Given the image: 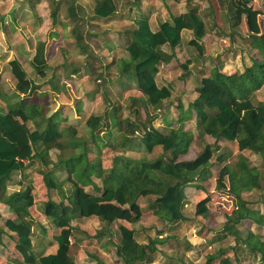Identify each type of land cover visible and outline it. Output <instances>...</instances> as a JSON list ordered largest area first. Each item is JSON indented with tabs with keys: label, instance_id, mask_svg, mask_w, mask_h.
I'll list each match as a JSON object with an SVG mask.
<instances>
[{
	"label": "trees",
	"instance_id": "1",
	"mask_svg": "<svg viewBox=\"0 0 264 264\" xmlns=\"http://www.w3.org/2000/svg\"><path fill=\"white\" fill-rule=\"evenodd\" d=\"M61 1L67 6L72 0H50L53 20ZM119 2L92 0L91 11L98 19L109 20L116 14ZM163 2L167 11L158 22L156 30L150 28L149 16L143 13L140 0H126L122 3L121 16L130 20L134 27L127 31L129 39L125 50L129 59L119 58L115 61L117 70L128 78L132 77L145 95L147 102L144 106H150L155 111L172 93L169 85L160 86L156 81L161 63L169 60L165 47L173 49L178 46L182 38L181 31L188 29L192 31L188 44L203 54L202 38L206 33L204 20L196 5H190L182 12L177 0ZM223 2L231 29L229 36H240L242 33L237 8L230 0ZM249 2L250 0H244L250 10L252 7ZM67 11L70 15L75 9L71 7ZM71 24L73 32L78 29L76 23ZM241 36L247 42L248 50L252 51L251 65L233 74L223 71L217 65L201 70L200 83L196 87L197 97L190 106L194 110L199 135L206 143L193 158H183L190 147L192 133L184 128L182 122L179 129L164 131L148 118L147 123L138 131V149L141 155L132 158L115 154L110 167L102 169L100 163L96 166L90 158L91 146H95L100 140L97 132L103 119L101 115L78 111L87 136L90 139L92 137L93 143L89 146L85 137L74 136V127H62L56 113L44 115L36 104L26 107L22 103L23 99L16 100L14 106L8 104L5 111H0V203L11 210L16 218H6L0 210V246L4 250L12 248V256L25 264H34L36 261L41 264H76L69 252L70 237L75 228L73 222L86 217L79 197V192L83 191L89 194L90 205L107 221V225H116L114 239L110 232L102 230L95 236L106 232L116 257L123 264H151L154 261L155 244L161 242L157 238H149L148 243L139 241L134 225L128 223L131 213L139 209V201L148 196L152 198L148 200L147 206L151 214L162 222V227L172 223L167 228L169 233L165 240H179L186 250L191 249V242L170 234V229L176 228L186 218L183 208L187 186L206 178L207 173L213 172L212 167L217 162L223 165L219 170L215 169L218 171L216 186L232 195L233 202L232 209L225 212V221L215 231L218 236L214 239L221 241L232 234L234 244L226 247L217 244L212 252L205 255L203 264H232V260L240 263L245 257L264 264V211L256 206L260 204L264 207V99L253 102L255 93L264 88V30L259 33L248 31ZM75 41L85 51L78 33ZM45 47V41L36 43L35 52L30 59L33 68L30 76L17 59L9 60L11 73L20 83L18 92H29L30 88L36 89L51 82L53 76L50 74L51 67L46 62ZM183 66L186 67V64ZM12 97L16 98V92ZM78 104L79 102L76 106ZM28 121L33 128L28 126ZM220 139L235 147L233 152L236 158L233 161L226 160L228 154L224 152L215 157V162L212 160L217 147L215 144ZM156 148L158 152L153 155ZM51 149H57L59 153L54 168L41 172L43 182L47 189L57 190L61 198L66 199L70 211L65 213L59 203L51 199L45 200L41 210L51 221L50 228H46L30 212L36 202L30 185L29 169L33 160H40L45 166L52 163L48 154ZM243 151L260 157L261 170L250 163ZM223 168L226 171L227 186L220 178ZM89 172V177L95 176L101 180L100 185L80 181L88 177ZM67 183L71 187L69 190L64 187ZM12 184H18V189L8 191ZM87 186L98 191L89 192L85 190ZM252 189L260 190L257 203L243 197V193ZM208 211L204 210L203 215H211ZM198 215L201 214H196L194 221L200 220ZM245 221L252 222L256 231L244 228ZM33 225H38L43 235L51 233L46 246L39 240L38 250L33 243ZM160 232L161 230L157 231V234H161ZM45 247H50L51 251L46 252ZM230 251L232 256L228 254ZM170 257L182 259L181 256Z\"/></svg>",
	"mask_w": 264,
	"mask_h": 264
},
{
	"label": "rangeland",
	"instance_id": "2",
	"mask_svg": "<svg viewBox=\"0 0 264 264\" xmlns=\"http://www.w3.org/2000/svg\"><path fill=\"white\" fill-rule=\"evenodd\" d=\"M87 1L90 7L89 10L91 11V6L93 4L92 0ZM184 1L185 3L182 5L184 9L193 4H197L204 8L199 10V15L205 20L207 30L212 33L216 32V36H212L211 39L208 37L202 38V42L203 39L205 40V42L202 43L204 46L203 54H200L194 46L188 44V37L189 39L192 37L191 30H182V38L180 44L176 46V52V47L173 49L165 47L166 54H168L167 56L169 57L168 62H173L175 53L178 54V61L173 62L170 66L164 65V67L160 68V72L157 75V84L160 86L163 84L169 85L172 91L171 96L162 103L158 110L155 111L150 106L147 108L144 106L147 102L146 97L137 87L134 79L121 74L115 66V61L119 58L127 59L128 54L125 50V44L129 39V34L127 32L119 34L117 31L114 33V30L110 29L109 31L106 30L99 38L94 39L97 36L89 37L83 33L86 26L77 24L78 34L82 35V45L85 46V51H82L78 42L75 41L74 35L75 33L77 34V30L73 33V27L71 31L70 28L68 30V33H70L68 38L50 41L49 43H52V45L49 48L47 61L51 67L50 74L53 78L50 83L37 88V91L36 89L33 90L30 88L31 90L29 89V92H18L17 87L20 89V83L13 77L9 65H6V67H8V74H4V89L2 88L0 91L1 94L3 93V96L0 95V111H5L10 102L14 103L18 99L21 101L23 99L22 103L25 106L28 105L27 103L36 104L44 115L48 116L50 113L55 112L58 106V99L56 100V98L50 96L49 91L52 87V81L57 78L58 81L55 80V82L57 81L58 84L63 81L61 85L63 87L60 89V91L64 93L63 98L67 96L68 101L73 105V110L69 114L58 119L62 127L67 125L74 127L76 129L74 136L85 137L90 146L93 143L92 137L90 139L89 136H87L85 124L77 115L78 111H85L86 113L101 115L103 117L97 132L100 140L95 143V146H91L92 151L90 158L94 161L96 166L100 163L102 169L109 168L115 154H124L132 158L139 157L141 155V151L138 149L139 132L142 125L147 123L146 119L148 118H151L152 123L157 128L164 131H168L170 128L179 129L180 122H182L184 128L192 132L189 151L183 158H193L198 151H201L206 143L199 135L196 118L194 117L195 119H191L195 114L190 106L192 100L197 97L195 88L200 83V77L202 75L201 70L206 67L217 65L220 69L233 74L237 71H242L245 66L251 65L252 51L248 50L247 42L245 43V41H243L241 35L248 31L259 33L264 30V8L261 4H257L256 0H250L249 4L252 7L250 10L246 3L244 4V0H230V2L236 6L239 13L240 33H242L240 36L232 34L231 37L229 36V34H231V29L229 27L225 2H223V0ZM248 1L249 0H246V2ZM157 2L160 8L164 6L162 4L163 2ZM237 2H239V5H237ZM151 7H153V5H151ZM60 11H64V9H60ZM90 14L94 16L92 11ZM157 14L158 9L157 12L152 13V19H154ZM161 16L162 15H158L156 19L160 21L163 18ZM153 23L151 22V27L156 29L157 23L155 25ZM126 24L130 29L134 27L130 22ZM63 27L67 28L68 26L64 24ZM122 28H125V26ZM186 31L190 32V36ZM234 46H237V48L235 49ZM12 58L17 59L22 64L29 76L32 74L33 68L30 63V57L18 58L17 56H13ZM185 64L186 67L183 66ZM27 82L29 81L27 80ZM26 84L28 85V83ZM263 91L264 88L255 93L256 95L253 97L254 103L264 99ZM14 92H16L15 99L11 97V95H14ZM20 94H22V97ZM32 97H35L36 100L33 101L34 98ZM78 102L79 104L76 106ZM12 106H14V104ZM27 124L30 128H33L31 122L28 121ZM208 140L211 142L214 141L213 139ZM215 145H217V147L214 149L212 156L214 162L215 157L222 152L228 154L226 160L230 162L236 158L233 152V150L235 151L233 145L222 139L218 140ZM122 147L124 148L122 149ZM157 152L158 149L156 148L153 155L157 154ZM58 153L57 149L49 150L48 154L52 163L45 166L40 160H33L30 163L29 169L30 182H32L33 186L34 202H36L35 206L30 208V211L34 219L46 228L49 225L50 219L47 220L41 210L45 200L50 198L62 205L65 213L70 211V206L66 199H62L57 190L46 188L41 174L42 171L54 168V162L57 160ZM243 153L250 159V163L256 165L261 170L259 156L249 151H243ZM215 163V167L213 166L212 170L214 169L213 172L217 174L215 169L219 170L223 163ZM90 173L91 172L88 173V177L86 176L80 181L99 184L101 180L95 176H92V178L89 177ZM220 173V178L227 186L225 168L221 169ZM216 183V180L212 181V184H207L205 189L196 188L195 186L190 187L183 208L186 218L181 221L180 224H177L176 228L170 229V234L180 236L189 242L193 241L195 248L193 251H190V249L186 250L179 240H165L168 235L167 228L172 225V223H167V225H164L165 227H162V222L151 214L147 204L152 196H148L139 201V209L135 211V213H131V216L128 218V223L134 225L139 241L148 243L149 238H157L161 241L155 244L156 251L153 254L154 261L151 264H203L205 255L208 252H212L213 249L218 246L217 244L220 243L224 247L234 244L232 234L221 239V241H217V244L214 245H212V242L215 240L214 238L218 236L217 233H210L209 237L205 238L206 241L202 239V237L208 234L207 229H219L225 221V212L232 209V195L225 193L221 187L216 186ZM14 186L15 184L10 185L9 189L16 188ZM64 187L66 190H69V188L71 189L69 183L65 184ZM206 189L208 190V194L206 193ZM210 189L213 190L212 193H210ZM85 190L94 193L98 191V189L95 191L92 187L88 186L85 187ZM201 190L203 192H201ZM79 194L82 210L86 214V217L78 218L73 222L75 228L73 229V235L70 237L71 246L69 252L71 257H73L77 264H99L98 261L101 262L100 264H123L122 261L116 257L114 247L106 233L110 232L112 234L111 238L114 239L116 236V225L114 223L110 226L107 225V221L90 205L88 200L89 194H85L83 191L79 192ZM203 195L206 198H204ZM259 196L260 190L258 189H252L250 192L243 193V197L255 203H257ZM256 206L264 211L262 205L256 204ZM208 209L212 211L211 215H203L204 210ZM195 214H201L198 215L200 220L194 221L193 216ZM13 218L16 217L14 216ZM205 223L207 225H205ZM243 227L252 228L256 231V226L254 227L253 223L250 221H245ZM32 230V238L37 248L36 250H38L40 246L37 244L39 240L46 246L48 243L47 241L51 237V233L43 235L38 225H33ZM99 230L106 232L101 234L98 233L99 235L96 237L95 235ZM159 230H161V234L158 235L157 231ZM210 240H212L211 243ZM11 249L12 248L7 249L6 253H0V264H6V260H16L15 256L11 254ZM48 250L51 251L50 247H45V251L47 252ZM228 254L232 256L231 251ZM171 255L177 257L181 256L184 261L181 262L179 260L182 259L176 260L171 258ZM94 257L99 260L97 261ZM242 258L244 257L242 256ZM14 262L15 261H11L9 263L13 264ZM35 264L41 263L37 261ZM232 264L260 263L257 260H248L245 257L240 263L232 260Z\"/></svg>",
	"mask_w": 264,
	"mask_h": 264
},
{
	"label": "crops",
	"instance_id": "3",
	"mask_svg": "<svg viewBox=\"0 0 264 264\" xmlns=\"http://www.w3.org/2000/svg\"><path fill=\"white\" fill-rule=\"evenodd\" d=\"M125 1L126 0H121L119 2V6L116 9V14L109 20H102V19H98V18L92 16L90 14L91 11L89 10L90 7H89V3L87 0H72V1L68 2L69 4L67 6H66L65 2L61 1L58 4L59 7L57 10V15H56L55 19L53 20V18L51 16V11H52L53 6L50 3V0H0V77H1L0 91L4 87V83H3L4 77H5L4 74H8V70H7L8 67H6V65H8L9 60L13 59L12 58L13 56H17L18 58L30 57V59H31L32 55L35 52L36 43L38 41H45L46 42L45 57H46V62L49 64V62L47 61V55L49 52V48L52 45V43H49V42L54 41L55 39L57 40L60 38H68V36H70V33H68V30L70 28V31H71L72 26H73L71 23H76V25L79 24V25L86 26V28H84L83 33H85V35L89 36V37L97 36L94 39L99 38L103 33L106 32V30L109 31L110 29H113L114 33L116 31L119 34L120 33L121 34L126 33L129 30L128 29L129 27L127 26L126 23L127 22L131 23V21L128 19H125L121 16V9L123 6L122 3ZM157 1H159L161 3L163 2V0H140L141 9H142L144 14L149 16V25H150V28L152 30H156L158 27L157 22L159 20H157L156 17L158 15H162L161 17L164 18L166 11H167L166 7L164 5V2L162 3L164 6H161V8H162L161 9L159 6V3ZM177 1H178V6H179L180 11H182V12L186 11L188 6L185 7V9L182 6V5H184L185 1L184 0H177ZM256 3L261 4V6L264 8L263 0H256ZM151 5H153V7H151ZM195 5L198 7V12H199V10L204 9L201 6H198L197 4H195ZM71 7L72 8L74 7L75 11L71 12V14L68 15L67 8H71ZM60 9H64V11H60ZM91 9H92V6H91ZM157 9H158V14H157V16L154 17V19H152V13L157 12ZM151 22L152 23L154 22L153 23L154 25L157 23L156 29H153L151 27ZM64 24H67L68 27L67 28L63 27ZM204 24H205L206 33L203 36V38L208 37L211 39L212 36L215 37L216 32L212 33V32L207 30L205 20H204ZM123 26H125V28H122ZM126 26H127V28H126ZM120 28H122V29H120ZM80 30H82V29H80ZM184 30H188V29H184ZM186 32H188V31H186ZM188 33L190 36V32H188ZM76 35L77 34L75 33L74 36L76 37ZM78 35L82 38L81 34H78ZM181 37H182V31H181ZM190 39L188 37V41ZM70 40H72V39H70ZM203 42H205L204 39H203ZM234 47H235V49L237 48V46H234ZM176 50H177V47L175 48V52H176ZM128 59H129V56H127V59H125V60H128ZM177 61H178V54L175 53L173 62H177ZM173 62L161 63L160 68L164 67V65L170 66V65H172ZM199 65H201V64H199ZM223 71H226V70H223ZM159 72H158V74H159ZM226 72H228V71H226ZM55 80L58 81L57 78ZM55 80H53L51 83L52 87H51V90L49 91V94H50V96H53L54 98H56V100L58 99L57 109L55 112H52V113H56V117L58 120L59 118L65 117L66 114H69L73 110V105L70 104L67 96L65 98H63L64 93L60 91L61 87H63V86H61L63 84V81L60 80L61 83L58 84V82L57 81L55 82ZM65 81H68V80H65ZM156 81H157V76H156ZM33 90H35V89H33ZM36 91H37V88H36ZM0 95L3 96V93L2 94L0 93ZM20 95L22 97V94H20ZM11 97H12V95H11ZM35 97H38V96H35ZM35 97H32V98H34V100L32 99L33 101L36 100ZM93 101H94V99H93ZM9 104L12 105L13 103L10 102ZM27 104L29 105V103H27ZM52 113H50V114H52ZM191 119L192 120L195 119L194 115H193V118H191ZM196 134H197V132H196ZM196 134H195V137H196ZM188 151H189V149H188ZM24 163H26V162H24ZM217 175H218V171H217V174H215L214 172L207 173L206 178H204L202 181L198 179L193 185L187 186V188H186L187 195L189 194L190 187L195 186L196 188H200V189L204 188L205 189L207 184H209V183L212 184V181H215V180L217 181V179H218ZM30 185L32 186V182L30 183ZM214 185H215V182H214ZM18 186H19L18 184H15L14 187H16V188L12 187L13 189H9L10 187H8V191L17 190ZM206 191H207L206 193L208 194L207 189H206ZM212 191L213 190L210 189V193H212ZM201 192H203V191L201 190ZM32 194H33V186H32ZM203 197H205V196L203 195ZM0 210L6 218L14 219L13 217L15 216V214L11 210L6 208L5 205H3L1 203H0ZM209 212L211 213L212 211L210 210ZM45 218H47V220L50 219L47 216H45ZM195 218H196V214L193 216V219H195ZM205 225H207V224L205 223ZM50 226H51V221L49 220L48 227H50ZM208 227H209V225H208ZM207 230H208V234L205 235L204 237H202V239L208 238L210 233L214 234V232L216 231V230H211V229H207ZM167 232L169 233V231H167ZM170 240H172V239H169V241ZM203 241H206V239ZM211 241L212 240H210V243H211ZM212 243H213L212 245L217 244V241L214 240ZM191 245H192V248L190 249V251H193L195 249L193 241L191 242ZM1 252L6 253V250H4L2 246H0V253ZM15 259L16 260H6V264H11V263H9L11 261H15L13 264H22L23 263L22 260L18 259L16 256H15ZM35 263H37V261Z\"/></svg>",
	"mask_w": 264,
	"mask_h": 264
}]
</instances>
